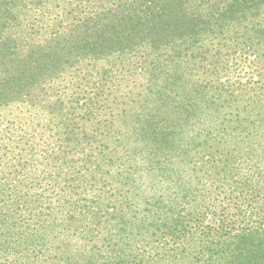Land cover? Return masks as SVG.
I'll return each mask as SVG.
<instances>
[{"label": "trees", "instance_id": "16d2710c", "mask_svg": "<svg viewBox=\"0 0 264 264\" xmlns=\"http://www.w3.org/2000/svg\"><path fill=\"white\" fill-rule=\"evenodd\" d=\"M113 59L147 88L94 124L58 83ZM0 264H264V0H0Z\"/></svg>", "mask_w": 264, "mask_h": 264}, {"label": "rangeland", "instance_id": "374dc122", "mask_svg": "<svg viewBox=\"0 0 264 264\" xmlns=\"http://www.w3.org/2000/svg\"><path fill=\"white\" fill-rule=\"evenodd\" d=\"M236 54L238 55L235 59L219 65L220 69L218 70V77H212V79H214L213 81L208 79L205 75L200 74V82L202 80L206 82L208 79V81L201 86H207L214 91L222 89L224 86H227V84H230V86L232 85V89H235L236 87L240 88L247 84L254 86L251 81L254 79H252L251 76L255 75V67L251 65L250 58H247L249 55L243 52H237ZM129 62L130 61H126L125 63V61H121L120 59H113V61L96 66L92 71L94 73L107 72V74L108 71H110L118 79L116 86H113L112 84L107 87L99 85L95 91H85L80 93L76 92V86L72 85L74 88L70 86V79H65L59 81V89H70L71 92L74 93L72 98L79 97L78 106L71 102L69 103V106L78 107V110H84L86 103H88L98 109L99 112L102 111V115L97 116L94 120V124H98L103 120L117 123L122 117L131 114V110L136 106L139 96L144 94L149 78V74L141 71L139 69L140 65L137 63L134 65L132 63L130 64L129 71L132 72V74L125 76V64H129ZM192 80L196 84L195 86L198 87V69L194 72ZM77 82H79V80H77ZM208 82L210 83L208 84ZM71 92L69 91V95ZM219 102H221V100ZM106 113H112V115L105 118ZM81 115L85 116L83 113ZM217 156L218 155H216V157ZM200 176H204V178L207 177L206 174H201Z\"/></svg>", "mask_w": 264, "mask_h": 264}]
</instances>
